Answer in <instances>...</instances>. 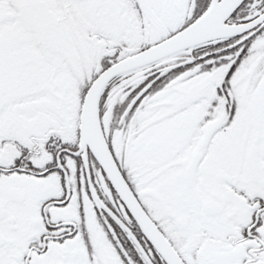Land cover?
Masks as SVG:
<instances>
[{
    "label": "snow or ice",
    "instance_id": "snow-or-ice-1",
    "mask_svg": "<svg viewBox=\"0 0 264 264\" xmlns=\"http://www.w3.org/2000/svg\"><path fill=\"white\" fill-rule=\"evenodd\" d=\"M0 264H264V0H0Z\"/></svg>",
    "mask_w": 264,
    "mask_h": 264
}]
</instances>
